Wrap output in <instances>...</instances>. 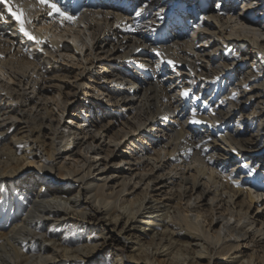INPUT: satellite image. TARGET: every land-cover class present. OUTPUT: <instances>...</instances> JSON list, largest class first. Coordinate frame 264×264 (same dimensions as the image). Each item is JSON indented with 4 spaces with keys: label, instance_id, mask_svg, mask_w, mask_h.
<instances>
[{
    "label": "bare ground",
    "instance_id": "6f19581e",
    "mask_svg": "<svg viewBox=\"0 0 264 264\" xmlns=\"http://www.w3.org/2000/svg\"><path fill=\"white\" fill-rule=\"evenodd\" d=\"M163 1L0 3V264H264V1Z\"/></svg>",
    "mask_w": 264,
    "mask_h": 264
},
{
    "label": "snow or ice",
    "instance_id": "6c2138e0",
    "mask_svg": "<svg viewBox=\"0 0 264 264\" xmlns=\"http://www.w3.org/2000/svg\"><path fill=\"white\" fill-rule=\"evenodd\" d=\"M0 3H2L7 8V11L9 13L10 18L12 20H14L19 25L18 31L20 33H22L24 37H26L28 40L34 41L37 44L42 43V41H40L37 37H35L31 32H29L27 30L25 25L27 23H31V21L27 20L25 18V13L22 9H19V8L14 9L13 5L11 3V0H0ZM37 3H39L42 6L49 8L50 12L48 14L49 15H52V14L58 15L61 18L62 22L64 20L71 22L75 19L74 16L69 15V14L65 13L64 11H62L61 8H59L56 3L52 2V0H37ZM137 15H139V13H137ZM4 19H5L4 15L0 14V21H2ZM156 55H160V53L156 52ZM168 63L171 64L172 62L169 61ZM181 95L182 96H188L189 95L188 90L183 91L181 93ZM233 98H235V94H233ZM193 117H195V112H193ZM191 123L199 124V123H201V121L193 119L191 121ZM197 147H199V145H197ZM249 174H252V173L250 172Z\"/></svg>",
    "mask_w": 264,
    "mask_h": 264
},
{
    "label": "rangeland",
    "instance_id": "374dc122",
    "mask_svg": "<svg viewBox=\"0 0 264 264\" xmlns=\"http://www.w3.org/2000/svg\"><path fill=\"white\" fill-rule=\"evenodd\" d=\"M176 1L177 0H164L163 2L166 5V7H164L165 9L160 10V11H157L156 10L157 14H159V15L162 14L163 12H165V11L166 12H170L172 10L173 11L172 16H173V19H174V22H173L174 24L177 23V21H179V22L181 21L180 18H179L180 15L175 14V10L176 9H174V7L179 6L181 8H185V9L187 7L186 5L184 6L183 3L180 2L181 3L180 4V3H177ZM262 1H264V0H262ZM126 2H127L126 3L127 6H129V7L132 6L131 1L128 0ZM229 3L234 4V5L236 4V7L241 5V1L240 0H217V2L215 0H209V3H208V6L207 7H210V8H214V7L215 8L216 7L223 8V7H225V5H228ZM187 10H189V9H187ZM260 168H262V167H260ZM21 190H22L21 187L16 188L15 189V191H16L15 194L16 195H19L20 193H22ZM75 232H76L75 229H72V226L71 225H69L66 228V230H65V234L68 237L77 236V234ZM112 245H115V244H112ZM201 264H206V263L203 261V262H201Z\"/></svg>",
    "mask_w": 264,
    "mask_h": 264
}]
</instances>
